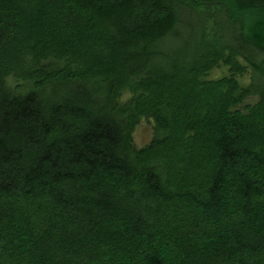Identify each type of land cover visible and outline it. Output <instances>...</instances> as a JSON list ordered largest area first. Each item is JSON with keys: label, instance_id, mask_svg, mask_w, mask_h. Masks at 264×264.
I'll use <instances>...</instances> for the list:
<instances>
[{"label": "trees", "instance_id": "16d2710c", "mask_svg": "<svg viewBox=\"0 0 264 264\" xmlns=\"http://www.w3.org/2000/svg\"><path fill=\"white\" fill-rule=\"evenodd\" d=\"M0 264H264V0H0Z\"/></svg>", "mask_w": 264, "mask_h": 264}, {"label": "rangeland", "instance_id": "374dc122", "mask_svg": "<svg viewBox=\"0 0 264 264\" xmlns=\"http://www.w3.org/2000/svg\"><path fill=\"white\" fill-rule=\"evenodd\" d=\"M178 11L180 14V18L182 20H187L188 18L191 17L190 14V10L183 5H178ZM208 26H211V22H208ZM186 28H182L181 30V34L185 35L187 34L186 32ZM223 32H221V37L222 40H227L229 37L228 32H226L225 35H222ZM184 36V37H185ZM241 52L243 53V55L248 56L252 59L255 60H259L261 58H263V54L260 53L259 51H257L256 49L250 47V46H245V47H241ZM30 56H28L29 58ZM242 62V59H240ZM244 63V62H242ZM226 71V67L223 65H220V67H216L213 68L210 71V76L211 77H218L220 75H222L223 73H225ZM251 78V72L249 69H246V71L242 74V77L240 78L241 82L243 83H248L249 80ZM5 82L9 85V86H14L17 83H20L21 80H13L12 77L9 75L5 78ZM127 97V93H123L122 94V100L125 99ZM255 97H249L247 98L249 102L253 101ZM152 132H153V121L150 118H141L137 124L135 125L133 131H132V142L135 146L137 147H141L143 145H145L146 143L149 142L151 136H152Z\"/></svg>", "mask_w": 264, "mask_h": 264}]
</instances>
